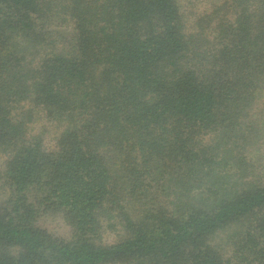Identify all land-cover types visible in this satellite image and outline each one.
<instances>
[{
  "label": "trees",
  "instance_id": "1",
  "mask_svg": "<svg viewBox=\"0 0 264 264\" xmlns=\"http://www.w3.org/2000/svg\"><path fill=\"white\" fill-rule=\"evenodd\" d=\"M0 264H264V0H0Z\"/></svg>",
  "mask_w": 264,
  "mask_h": 264
},
{
  "label": "rangeland",
  "instance_id": "2",
  "mask_svg": "<svg viewBox=\"0 0 264 264\" xmlns=\"http://www.w3.org/2000/svg\"><path fill=\"white\" fill-rule=\"evenodd\" d=\"M39 222L43 227L58 234L63 233L67 229L59 215L47 213L40 218Z\"/></svg>",
  "mask_w": 264,
  "mask_h": 264
}]
</instances>
